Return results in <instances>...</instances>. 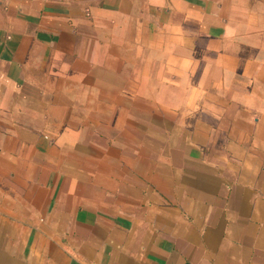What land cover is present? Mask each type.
<instances>
[{"label":"crops","instance_id":"0c3cea01","mask_svg":"<svg viewBox=\"0 0 264 264\" xmlns=\"http://www.w3.org/2000/svg\"><path fill=\"white\" fill-rule=\"evenodd\" d=\"M0 264H264V0H0Z\"/></svg>","mask_w":264,"mask_h":264}]
</instances>
